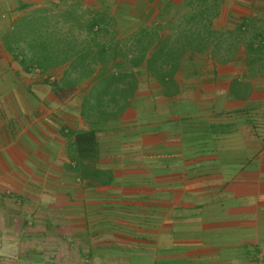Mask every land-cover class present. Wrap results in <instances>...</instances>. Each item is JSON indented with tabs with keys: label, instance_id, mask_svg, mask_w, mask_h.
Instances as JSON below:
<instances>
[{
	"label": "crops",
	"instance_id": "obj_1",
	"mask_svg": "<svg viewBox=\"0 0 264 264\" xmlns=\"http://www.w3.org/2000/svg\"><path fill=\"white\" fill-rule=\"evenodd\" d=\"M34 1L0 0V264H264V0H214L222 38L185 49L175 87L134 74L128 105L103 120L88 88L68 89L66 112L7 49ZM163 1L183 0L116 13L165 34ZM88 129L106 183L74 169L73 137Z\"/></svg>",
	"mask_w": 264,
	"mask_h": 264
},
{
	"label": "trees",
	"instance_id": "obj_2",
	"mask_svg": "<svg viewBox=\"0 0 264 264\" xmlns=\"http://www.w3.org/2000/svg\"><path fill=\"white\" fill-rule=\"evenodd\" d=\"M196 18V13L191 14L185 20L186 24L196 22L183 30L176 27L178 29L172 28L161 34L157 32V27L151 30L141 28L125 38H119L110 25L112 18L105 13H85L69 3L53 19L51 13L39 6L12 21L13 27L6 32L5 42L25 71L31 68L47 70L66 64L62 73L64 77L75 74L76 81L91 77L92 83L84 96V103L89 104L91 114L101 115L103 120L114 118L128 105L137 85L134 74L140 71L160 83L175 87L172 76L178 68L181 52L192 48V43L200 38L196 23L202 21L203 30L212 33L208 20ZM63 24H68L69 29L65 30ZM71 26H75L76 30L72 31ZM73 147L77 154L73 157L76 173L79 174L80 169L85 171L80 173L83 176L97 181L102 177L99 181L106 183L110 176L94 170L91 163L98 150L95 131H77Z\"/></svg>",
	"mask_w": 264,
	"mask_h": 264
},
{
	"label": "rangeland",
	"instance_id": "obj_3",
	"mask_svg": "<svg viewBox=\"0 0 264 264\" xmlns=\"http://www.w3.org/2000/svg\"><path fill=\"white\" fill-rule=\"evenodd\" d=\"M127 2H129V4H122V5H118L116 3V0H36L33 3H31L25 10L21 11L18 15H16L13 19L16 20V18L26 15L28 14L33 8L35 7H42L45 8L49 13H51L53 15V19L57 17V13L59 12V10L64 9L66 7V5H68L69 3L74 4L78 7H80L81 9L84 10L85 13H94V12H102L105 13V15L107 17H109L111 19V21H109L111 24L112 29L114 30L113 33H115L116 37L119 38H125L129 33L132 32V28H134L133 26H131L133 24V22H128L127 24H124L123 21L119 20V17L116 13L117 7L122 8V9H126L130 7V2L132 3L134 0H126ZM160 3V2H159ZM124 5V6H123ZM214 5L215 2L214 0H183L181 3H172V2H161L160 3V7L162 8L163 11H167V14L169 16H164L163 20L162 19H158L159 23L160 21L163 22L162 25H160L161 27L158 28V30H160L161 32H167L170 31L169 27L167 24L169 23V21H164V18L167 19L168 18H173L174 19L170 20V24L172 25L171 27H181V30L187 28V26L194 24L196 21H192L189 25L186 24V19L193 13H196V19H199L200 17L205 18V20L209 21L211 20V14H213L214 12ZM121 6V7H120ZM123 6V7H122ZM203 22H206V21ZM155 20V22H158ZM11 22V20H10ZM145 22V21H144ZM167 23V24H166ZM17 24V23H16ZM202 24L200 22L196 23L197 29H199L200 31V38L199 40H195L192 43V48H188L187 52L189 51H193L196 48L197 50L199 49H203L206 45L205 43L207 42V39L209 38H222L221 37V33H220V37L218 36L219 33H208L206 30H203V27L201 26ZM63 27L66 29H69V25L68 24H63ZM138 28V27H137ZM176 28V29H178ZM62 29V28H61ZM70 29L72 31L76 30L75 26H71ZM149 30L154 29V27L148 28ZM159 32V31H157ZM218 32V31H217ZM175 34V33H173ZM177 35H181L182 34L180 32H176ZM205 36L204 40L203 37ZM179 38V37H178ZM4 40V38H3ZM7 41L9 40L6 39ZM186 52V54H187ZM12 54V53H11ZM183 52H181L180 57L182 56ZM185 55V54H184ZM179 57V58H180ZM178 58V59H179ZM15 61V60H14ZM17 65H19L17 63V61H15ZM21 66V65H19ZM66 64H60L58 66L52 67V68H48L47 70H39L38 68H31L29 71H26L28 74H42L43 75V82L46 86H50L49 88H56L55 85H57V89L58 93L61 97V101H63V103L65 104L63 106V108L65 109V111L67 112V106L68 103H72L74 102V98L73 96L70 97L69 94H67L68 89H72V90H76V89H80V91L85 90V88H89V85L92 83V79L91 77L82 79L81 81H76V75L75 74H69V76L64 77L62 74L63 70L65 69ZM23 69V68H22ZM68 75V74H66ZM63 76V77H62ZM93 76V75H92ZM61 77V78H60ZM66 79V80H65ZM59 80V81H58ZM63 80V81H60ZM83 80H87V82L83 81ZM59 86V87H58ZM61 88V89H60ZM49 89V90H50ZM54 90V89H53ZM55 92H57L55 90ZM72 95H75L74 91L71 93ZM90 116L92 118H94V115L89 113ZM107 119H111L110 117H107ZM63 134L67 133V131H62Z\"/></svg>",
	"mask_w": 264,
	"mask_h": 264
}]
</instances>
